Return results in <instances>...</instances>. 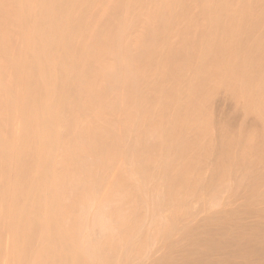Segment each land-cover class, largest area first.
Segmentation results:
<instances>
[{"label":"bare ground","instance_id":"6f19581e","mask_svg":"<svg viewBox=\"0 0 264 264\" xmlns=\"http://www.w3.org/2000/svg\"><path fill=\"white\" fill-rule=\"evenodd\" d=\"M0 264H264V0H0Z\"/></svg>","mask_w":264,"mask_h":264}]
</instances>
